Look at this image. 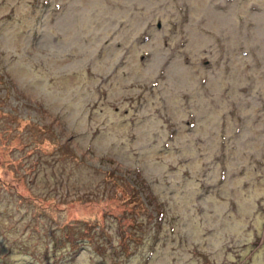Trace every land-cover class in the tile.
Here are the masks:
<instances>
[{
	"label": "rangeland",
	"instance_id": "1",
	"mask_svg": "<svg viewBox=\"0 0 264 264\" xmlns=\"http://www.w3.org/2000/svg\"><path fill=\"white\" fill-rule=\"evenodd\" d=\"M0 264H264V0H0Z\"/></svg>",
	"mask_w": 264,
	"mask_h": 264
}]
</instances>
